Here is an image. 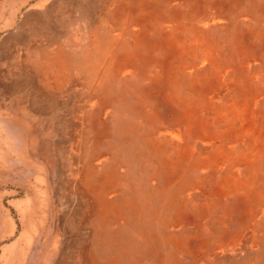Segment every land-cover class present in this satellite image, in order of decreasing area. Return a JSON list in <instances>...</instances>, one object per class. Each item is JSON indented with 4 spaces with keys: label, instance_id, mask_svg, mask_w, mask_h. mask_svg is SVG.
<instances>
[{
    "label": "bare ground",
    "instance_id": "1",
    "mask_svg": "<svg viewBox=\"0 0 264 264\" xmlns=\"http://www.w3.org/2000/svg\"><path fill=\"white\" fill-rule=\"evenodd\" d=\"M32 1L22 0L18 12ZM56 1L31 6L27 18L16 24L17 30L0 47V63L7 65L6 70L0 69V115L24 122L34 134L28 141L33 157L42 166H53L55 156L45 134L61 135L70 123L65 112L56 115L60 106L50 91H42L38 77L52 64L75 68L79 82L73 83V90L80 97V128L73 142L71 190L76 204L63 219L57 242L64 244L67 235L73 239L75 231L86 226L90 232L83 239L68 240L59 250L60 262L71 256L80 258V264H178L182 241L168 230L182 218L181 195L200 167L220 160L229 167L246 166V176L222 178L212 194V201L233 197V203L223 208L227 218L236 214V208L250 213L255 199L264 196V186L258 185L264 147L249 141L235 154L226 151L224 139L214 137L216 144L212 142L213 123L225 128L220 133H227L244 121L243 115L255 114L240 95L228 97V89L236 90L237 83L226 80L209 35V30L227 27L237 14L264 31V0H64L63 6ZM76 7L82 10L85 26L67 38L56 27L61 12L74 13ZM83 42L84 58L72 64L67 51ZM136 76L151 85L147 100L163 98L165 103L184 106L171 125L163 126L168 148L157 146L148 131L161 120L158 112L147 115L127 107V91ZM49 86L53 90L59 83ZM213 95L227 96V105L213 102ZM250 122L240 136L253 134L255 121ZM197 140L212 142L211 151L200 153L194 145ZM58 152L63 150L57 148ZM120 168L126 172L122 174ZM138 169L142 181L136 187L132 180ZM38 181L32 183L35 190ZM40 208V199L33 198L29 216H37ZM1 217L0 212V241H4L14 230L12 222ZM23 227L30 225L23 220Z\"/></svg>",
    "mask_w": 264,
    "mask_h": 264
},
{
    "label": "rangeland",
    "instance_id": "2",
    "mask_svg": "<svg viewBox=\"0 0 264 264\" xmlns=\"http://www.w3.org/2000/svg\"><path fill=\"white\" fill-rule=\"evenodd\" d=\"M45 1L47 0L32 1L18 12L22 0H0V47L4 39L17 30L16 24L27 18L30 7L37 2ZM63 1L56 2L63 6ZM261 3L262 1H259L256 4ZM245 6L248 7L249 2ZM79 9L80 7H76L74 13L63 11L60 14L59 27L57 26L56 30L66 33L67 38H73L77 33L76 29L85 26L81 19L82 10ZM255 10L260 14L261 10L257 6ZM13 23L15 25L11 27ZM84 35L88 38L87 33ZM209 35L216 44V58L220 62V68L225 71L226 80L235 79L237 83L236 90L233 91V87L228 89V97L240 95L239 99L247 102L255 114L243 115V122L235 123L228 128L227 133L222 132L223 134L220 133L223 126L213 123L212 142L216 144L214 137L224 139L226 151L235 154L243 151L249 141L259 148L264 147V31L259 24L248 22L237 14L227 27L209 30ZM64 41L62 40V43ZM9 45L10 43H7L5 47ZM84 45L86 42L80 47L68 49L72 64H78V59L83 57ZM27 55L31 56L28 52ZM0 69L6 70V63H0ZM40 75L38 78L41 79L42 91L51 92L54 101L60 106L56 115L61 116L65 112L70 127L63 134L54 137L45 134L50 139L52 145L50 150L55 160L53 166H42L32 155V143L30 145L28 141L34 134L25 123L20 119L0 115V212L1 219L3 217L9 219L14 230V235H8L4 241H0V264H80V258L71 256H68L66 263H61L59 250L65 247L68 240L70 242L75 238L83 239L90 232L86 226L84 229L76 230L73 239L67 235L64 244L57 242V236L62 233L63 219L73 212L76 204L71 190L75 164L73 142H76L80 128L78 121L80 97L78 91L73 90V83L79 82L75 77L76 70L66 65L52 64L43 69ZM55 82L59 83V87L52 90L49 84ZM150 86L149 81L142 77L133 78L130 90L127 91V107L129 110L135 108L138 112L145 111L147 115L152 110L158 112L157 116L161 120L150 125L148 131L157 146L168 148L170 143L163 126L170 124V120L181 113L184 106L165 103L163 98L147 100L146 93ZM226 97L213 95L212 100L219 106H226ZM47 111L48 109H45V113ZM251 120L255 121L253 134L249 137L240 136L239 131L244 125L248 127ZM212 142L197 140L194 145L198 147L195 149L208 154L212 149ZM57 148H61L63 153H55ZM258 166L260 187L264 186V154L259 159ZM119 171L124 174L126 169L120 168ZM140 172V169L134 172L133 186H140L142 181ZM198 172V176L191 180V185L181 195L182 218L173 221L168 230L174 238L182 241L178 264H264V196L255 199L250 213L248 210L245 212L243 208H236V214L228 218L223 208L233 203V197L212 201V194L222 178L228 175L243 178L248 174L246 166L238 164L229 167L220 160L215 165L200 167ZM37 179L38 187L35 190L32 186ZM36 197L40 199L41 208L37 216L31 217L29 215L32 211V201ZM23 220L29 223L28 229L23 227ZM1 227L2 224L0 229ZM78 233L83 236L78 238ZM22 235L25 237L22 238Z\"/></svg>",
    "mask_w": 264,
    "mask_h": 264
}]
</instances>
